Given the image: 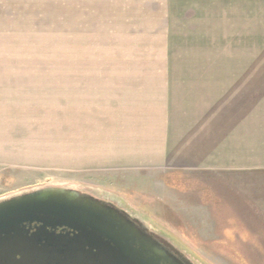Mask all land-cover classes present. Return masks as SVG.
Segmentation results:
<instances>
[{
    "label": "rangeland",
    "instance_id": "rangeland-1",
    "mask_svg": "<svg viewBox=\"0 0 264 264\" xmlns=\"http://www.w3.org/2000/svg\"><path fill=\"white\" fill-rule=\"evenodd\" d=\"M243 1L169 0L149 39L112 35L129 33L112 21L105 37L3 36L16 32L0 21V200L73 188L116 199L193 264H264V172L185 166L148 176L111 143L139 111L116 81H184L197 90L187 117L210 108L199 84L264 90V0Z\"/></svg>",
    "mask_w": 264,
    "mask_h": 264
},
{
    "label": "crops",
    "instance_id": "crops-1",
    "mask_svg": "<svg viewBox=\"0 0 264 264\" xmlns=\"http://www.w3.org/2000/svg\"><path fill=\"white\" fill-rule=\"evenodd\" d=\"M234 2L226 0L227 5ZM242 4L250 5V0ZM169 5V0H0V21L11 23V31L16 32L3 36L105 37L101 33L104 23L112 21L129 31L112 35L149 39L157 35L149 33L153 22L165 20ZM68 82L73 91L74 81H67L70 91ZM202 85L209 87L210 108L200 117H187L186 96L192 94L184 81H116L114 91L135 100L139 111L123 119L129 128L111 140L122 148L116 144L113 148L129 150L125 161H134L135 168H148V176L155 168L185 166H204L215 172H264V90L251 95L249 81ZM149 105L157 109L154 117ZM118 161L124 166V160Z\"/></svg>",
    "mask_w": 264,
    "mask_h": 264
},
{
    "label": "water",
    "instance_id": "water-1",
    "mask_svg": "<svg viewBox=\"0 0 264 264\" xmlns=\"http://www.w3.org/2000/svg\"><path fill=\"white\" fill-rule=\"evenodd\" d=\"M117 202L64 187L0 200V264H193Z\"/></svg>",
    "mask_w": 264,
    "mask_h": 264
},
{
    "label": "flooded vegetation",
    "instance_id": "flooded-vegetation-1",
    "mask_svg": "<svg viewBox=\"0 0 264 264\" xmlns=\"http://www.w3.org/2000/svg\"><path fill=\"white\" fill-rule=\"evenodd\" d=\"M132 218H134V217H132ZM59 233V232H58Z\"/></svg>",
    "mask_w": 264,
    "mask_h": 264
}]
</instances>
